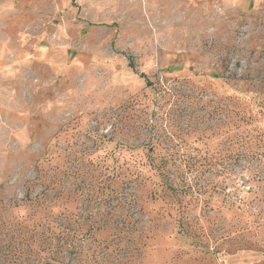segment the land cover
<instances>
[{
	"label": "rangeland",
	"instance_id": "1",
	"mask_svg": "<svg viewBox=\"0 0 264 264\" xmlns=\"http://www.w3.org/2000/svg\"><path fill=\"white\" fill-rule=\"evenodd\" d=\"M256 135L264 0H0V204L88 217L99 264H264Z\"/></svg>",
	"mask_w": 264,
	"mask_h": 264
},
{
	"label": "trees",
	"instance_id": "2",
	"mask_svg": "<svg viewBox=\"0 0 264 264\" xmlns=\"http://www.w3.org/2000/svg\"><path fill=\"white\" fill-rule=\"evenodd\" d=\"M240 147L251 156H264V136L244 138ZM156 167L160 175L166 176L160 165ZM41 200L43 198L35 199L27 193L19 202L7 207L0 204L6 212L21 205L31 210L26 216H13V220L0 218V264L102 263L101 254L105 251L98 252L99 247L92 244L98 229L93 227L90 219L75 213L65 214L67 217H62L64 213L50 215L57 203ZM41 211L46 215L37 218ZM85 226L86 230L83 229Z\"/></svg>",
	"mask_w": 264,
	"mask_h": 264
}]
</instances>
